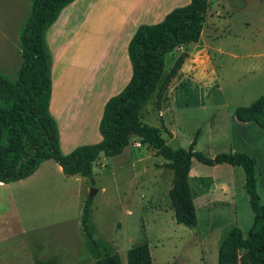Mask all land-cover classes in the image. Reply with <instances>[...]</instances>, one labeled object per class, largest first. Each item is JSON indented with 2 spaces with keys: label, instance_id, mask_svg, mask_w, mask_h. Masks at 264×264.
<instances>
[{
  "label": "rangeland",
  "instance_id": "374dc122",
  "mask_svg": "<svg viewBox=\"0 0 264 264\" xmlns=\"http://www.w3.org/2000/svg\"><path fill=\"white\" fill-rule=\"evenodd\" d=\"M179 2L182 4L183 0ZM209 3L200 40L166 55V74L180 55L186 57L164 92L156 93L142 111L143 120L161 128L162 136L172 148H189L196 140L195 149L208 157L228 153L233 146L243 150L244 142L236 126L237 110L264 95V0H209ZM77 16L83 20V10ZM114 22L108 17L98 25L83 26L73 45L83 50V66L80 72L79 68L70 67V63L64 66L68 70L66 78L72 84L83 77L86 88L82 85L76 88L74 84L72 91L84 93L83 101L86 106L91 104L90 108L95 102L89 103V95L100 96L103 86L97 83L101 79L91 80L95 69L91 70L90 62L94 59V47L99 44L93 37L98 36L104 42L110 29L113 31L110 35H119L117 40L128 36L126 30L118 34L114 29L118 22ZM110 56L108 61L114 64L120 53L110 52ZM113 70L110 67L114 74ZM88 85H93L92 89ZM80 106L83 108V103ZM249 122L254 124L251 130L254 139L249 143L257 150L246 145L245 148L256 156L258 190L264 201V126ZM98 134L101 136L100 131ZM91 140L67 138L62 151L69 153ZM136 142L141 145H135ZM166 162L137 136L132 137L123 153L111 157L101 154L92 177H67L50 160L44 166V175L34 180L37 190L34 197L15 204L8 197L1 200L0 241L33 244V253L38 254L35 264H94L92 261L104 255L100 252L110 254L117 248L124 250L145 243L150 246L154 264H203L201 256H205L206 264H219L218 249L196 247L191 227L176 221L169 195L174 172L166 167ZM193 162L196 170H202L198 166L204 167L209 176L228 178L223 170L215 171L213 166ZM190 184L193 188L196 183L192 180ZM7 191L5 187L4 192ZM89 198H92L89 226L96 243L84 232L82 223L83 204ZM239 203L241 215L247 207L254 213L247 192Z\"/></svg>",
  "mask_w": 264,
  "mask_h": 264
},
{
  "label": "trees",
  "instance_id": "16d2710c",
  "mask_svg": "<svg viewBox=\"0 0 264 264\" xmlns=\"http://www.w3.org/2000/svg\"><path fill=\"white\" fill-rule=\"evenodd\" d=\"M76 0H34L32 15L21 36L22 66L18 78L11 80L0 74V183L31 176L49 159L55 160L67 176H93L101 154L117 156L137 136L150 144L174 177L169 195L179 224L196 227L198 218L194 194L189 181L193 160L207 165L227 163L243 166L246 191L255 213L252 226L244 233L234 228L219 250V264H264V205L258 191L256 158L246 152H222L205 156L195 149L172 148L162 136L161 128L143 120V108L157 93L161 94L185 61L180 55L166 74V55L177 48L198 42L209 11V0H190L175 7L157 23L141 24L128 46L132 76L128 84L110 97L104 106L99 125L102 140L82 144L63 153L58 122L51 110L53 92V55L47 32L62 11ZM241 121H256L264 126V95L248 107H240ZM92 198L83 211L84 232L96 243L89 226ZM244 250V253H241ZM129 264H154L148 243L131 247ZM96 264H123L118 253L107 254Z\"/></svg>",
  "mask_w": 264,
  "mask_h": 264
},
{
  "label": "crops",
  "instance_id": "0c3cea01",
  "mask_svg": "<svg viewBox=\"0 0 264 264\" xmlns=\"http://www.w3.org/2000/svg\"><path fill=\"white\" fill-rule=\"evenodd\" d=\"M33 1L0 0V74L11 80L18 78V72L22 66L21 36L28 19L32 15ZM179 1L182 0H76L62 11L58 20L47 32V41L53 55L52 77L54 78L51 110L58 122L61 146H63L67 138H91L93 140L90 143H97L102 140V135L100 136L98 131L104 106L110 97L123 90L132 76V65L130 58L128 59L127 57L131 38L141 24L160 22L175 7L184 6L190 2V0H183L182 4H179ZM82 10L83 20H80L77 15ZM160 14L162 15L160 16ZM108 17L109 20L118 22L114 26L118 34L126 30L128 36L117 40L119 35H110L113 32L110 29L109 35H107L104 42L99 40L98 36L93 37V40L99 44L95 45L94 59L90 62L91 70L95 69V74L92 75L94 78L91 80L97 82L101 79V82L97 83L99 86H103H101L102 94L100 96L97 94L89 95L91 97L89 103H92L93 100L95 102L90 108L91 104L86 106L87 103H85V100L83 101L84 93L78 89L72 91L74 84L75 87L78 86L76 88H80L81 85L85 87V85L83 86V77H80V80L76 82L77 84H72L66 78L68 70L64 66L70 63V67L76 70L79 68L78 72H80L81 66H83V56L81 55L83 50L80 47L75 49L77 47L73 46L76 45L75 40L80 35V30L89 23H92L93 26L98 25L101 19H107ZM118 51L120 58L118 57L114 64L109 63L110 52L115 53ZM69 57L72 58L70 59ZM68 59L70 60L67 61ZM110 67L114 69V74L109 71ZM87 87L92 89L93 85H88ZM71 103L74 105L70 108ZM81 103H83V108L80 106ZM236 124L237 130H240L239 134L244 142V147L242 150L237 146H233L230 152H246L253 156L250 150L245 147H254L257 150L254 144L250 146L249 143L254 139L251 131L254 124L252 122L239 121L237 117ZM255 125L258 128H262L258 124ZM134 144L141 145L140 142ZM217 154H213L210 157H215ZM50 160L53 159L45 160L28 178L9 183L1 182L0 202L3 197H8L7 199L13 204L23 198L34 197L37 192L34 180H38L44 175V166L49 164ZM195 166L193 162L189 181L193 180L196 183L195 186L192 185V190L198 224L190 229V234L193 236V243L196 247H200L202 250L208 246L212 249H218L219 261L220 247L231 231L238 227L246 233L254 222L255 214L251 213L248 207L247 211H242L243 215H241L239 200H241L244 192H247L245 170L241 165L233 166L227 163L208 165L213 166L212 170H223L227 174L228 178L221 180L214 175L205 174L203 171L204 167L198 166L197 169L202 170H196ZM58 169L63 172L60 165ZM74 176L82 175L77 174L67 177ZM208 181L211 182L209 185H207ZM217 181L223 182L218 184ZM257 181H259L258 175ZM5 187L8 188L7 192H4ZM77 194L80 196V192ZM260 197L261 202H264L261 194ZM85 203L86 201H84V206ZM262 204L264 205V203ZM244 217L247 220L243 221ZM129 249L120 250V248H117L113 253L120 255L123 264H129ZM33 250L34 245L30 243L0 241V264H35L34 260H38V254L34 255ZM100 254H104L103 256L107 255V253L103 252H100ZM93 257L90 256L89 258L93 259ZM201 261L206 264L205 256H201ZM92 262L96 264V261Z\"/></svg>",
  "mask_w": 264,
  "mask_h": 264
}]
</instances>
